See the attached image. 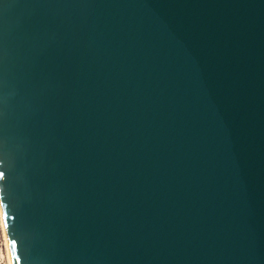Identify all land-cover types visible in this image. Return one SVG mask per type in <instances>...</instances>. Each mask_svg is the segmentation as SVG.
<instances>
[{"label": "water", "instance_id": "95a60500", "mask_svg": "<svg viewBox=\"0 0 264 264\" xmlns=\"http://www.w3.org/2000/svg\"><path fill=\"white\" fill-rule=\"evenodd\" d=\"M0 172L13 264H264V0H0Z\"/></svg>", "mask_w": 264, "mask_h": 264}, {"label": "bare ground", "instance_id": "6f19581e", "mask_svg": "<svg viewBox=\"0 0 264 264\" xmlns=\"http://www.w3.org/2000/svg\"><path fill=\"white\" fill-rule=\"evenodd\" d=\"M0 220H1V225H2V229H3V237H4L5 247H6L7 259H8L9 264H13V258H12L9 240H8V236H7V230H6V226H5V221L3 219V209H2V205H1V199H0Z\"/></svg>", "mask_w": 264, "mask_h": 264}, {"label": "rangeland", "instance_id": "374dc122", "mask_svg": "<svg viewBox=\"0 0 264 264\" xmlns=\"http://www.w3.org/2000/svg\"><path fill=\"white\" fill-rule=\"evenodd\" d=\"M0 264H9L0 220Z\"/></svg>", "mask_w": 264, "mask_h": 264}, {"label": "snow or ice", "instance_id": "6c2138e0", "mask_svg": "<svg viewBox=\"0 0 264 264\" xmlns=\"http://www.w3.org/2000/svg\"><path fill=\"white\" fill-rule=\"evenodd\" d=\"M0 178H5V173L4 172H0ZM3 219H4L5 222L7 221V219H8L7 212H4ZM17 259H19V257H17Z\"/></svg>", "mask_w": 264, "mask_h": 264}]
</instances>
